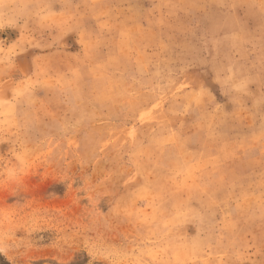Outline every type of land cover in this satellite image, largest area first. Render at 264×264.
Returning a JSON list of instances; mask_svg holds the SVG:
<instances>
[{"label":"rangeland","instance_id":"obj_1","mask_svg":"<svg viewBox=\"0 0 264 264\" xmlns=\"http://www.w3.org/2000/svg\"><path fill=\"white\" fill-rule=\"evenodd\" d=\"M0 264H264V0H0Z\"/></svg>","mask_w":264,"mask_h":264}]
</instances>
